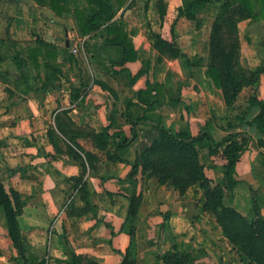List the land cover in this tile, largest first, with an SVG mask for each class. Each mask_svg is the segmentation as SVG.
<instances>
[{
    "label": "crops",
    "instance_id": "0c3cea01",
    "mask_svg": "<svg viewBox=\"0 0 264 264\" xmlns=\"http://www.w3.org/2000/svg\"><path fill=\"white\" fill-rule=\"evenodd\" d=\"M47 2L5 0L0 3V39H5L0 44V53L6 59L0 63V180L8 194L10 191L18 194L23 203L18 217L22 237L31 252L46 256L47 264H68L65 250L98 264H120L130 244L129 236L122 231L128 208L122 193L130 189V184L116 182V179L123 181L130 166L106 156V151L113 152L115 140L110 138L105 148L99 150L90 139H77L84 151L94 154L99 160L95 170L87 169L84 176L90 204L83 214L87 206L72 180L82 172L81 165L66 156H54L47 131L54 127V117L59 111L69 110V116L78 128L99 134L110 126L109 135L122 131L128 136L130 126L125 116V102L133 98L141 87V81L131 85L127 77L137 73L140 62L127 63L125 69L128 71L117 75L111 71L93 72V78L105 83L115 96L94 84L81 100L71 102L67 85L46 81L43 77L45 71H49L45 63L63 71L69 69L63 59L67 57L65 50L71 38L77 35V23L69 13L55 14ZM72 5L69 4V9L73 8ZM178 7L177 0L175 6L167 5L166 19L162 24L156 13L155 0H134L133 6L124 12L123 17L130 29L135 30L131 41L140 55L150 50L146 33L149 30L160 33L165 27L169 29ZM198 17L212 22L213 9L207 7V11L199 12ZM186 23L190 22L180 18L175 28L187 26ZM259 24L262 22L254 25ZM38 39L56 47L55 60L52 58L45 62L42 60L45 55L37 54V60L33 55V61H30V51ZM142 43L145 46L139 49L136 44ZM51 52V57H54L55 52ZM183 52L186 54L185 50ZM22 53L27 63L19 71L10 59ZM204 72L149 71L150 82L162 85L166 92L159 98L162 106L150 112V116L153 114V119H160L165 127L174 132L188 129L193 136L209 121L207 130L216 141L231 132L251 133L253 140L249 149L236 165L235 178L240 184L226 196V204L251 218L249 189H252L264 216L263 152L256 144L255 135L235 118L248 97L242 105H238L239 100L236 101L233 115L234 112L224 106L219 92L205 79ZM37 73L41 79H38ZM21 74L27 79L21 78ZM70 81L77 82L75 74L70 75ZM61 83L64 84L63 81ZM249 90L252 93L250 88L242 92L247 95ZM257 97L264 100V74L260 78ZM140 139H136L125 152L127 159L133 158L138 148L136 141ZM198 147L201 154L208 156L204 143ZM216 165L221 167L222 162L208 156L204 165L206 175L219 183L215 180ZM220 178L222 180V170ZM136 191L141 196L135 223L136 264H160L159 258L173 247L188 252L203 247L208 255L204 257L207 258L215 249L211 242L214 241L212 234L220 236L222 245L228 246L213 217L202 210L203 199L199 188H191L180 196L170 187L158 186L155 179L138 175ZM0 250V259H6L5 264H16L17 254L8 237L1 211Z\"/></svg>",
    "mask_w": 264,
    "mask_h": 264
},
{
    "label": "trees",
    "instance_id": "16d2710c",
    "mask_svg": "<svg viewBox=\"0 0 264 264\" xmlns=\"http://www.w3.org/2000/svg\"><path fill=\"white\" fill-rule=\"evenodd\" d=\"M4 1L0 0V3ZM34 1L38 4L46 3V0ZM72 3L73 8L69 9V4L71 6ZM47 4L59 16L63 13L71 14L82 38L99 41V45L95 43L89 45L86 40L82 46L83 56L69 53L70 44H68L65 50L67 57L63 59V62L69 65L66 71L45 63L49 71H45L44 80L67 85L71 102L81 100L87 89L94 84L115 96L105 83L93 78L87 64L89 59H96L100 71L106 73L111 71L113 75L128 71L125 69L127 63L140 62L137 73L133 76L129 74L127 77L131 85L141 81V87L136 90L133 98L125 102V116L130 126L128 136L122 131L109 135L110 126L105 127L99 134L78 128L70 118L69 110L59 111L54 117V127H50L47 131L54 156H66L81 165L82 172L72 180L75 181L74 187L87 206L82 211L83 214L88 211L90 204V193L84 176L87 169L95 170L99 160L94 154L84 151L77 143V139L88 138L99 150L105 148L110 138L115 140L113 152L106 151V156L110 160L130 166L123 181L116 179V182L125 181L130 184V189L122 193L128 202L122 231L129 236L130 244L120 264H136L135 223L141 204V196L136 191L138 175L153 178L158 186L170 187L180 196L191 188H199L203 199L202 210L213 217L238 263L264 264V216L260 212L256 193L249 189L252 199L251 218L226 204V196L240 184L235 178L236 165L244 152L249 149L253 140L251 133L231 132L216 141L207 130L209 121L198 134L193 136L188 129L174 132L165 127L160 119H153L150 116V112L162 106L159 98L166 92L162 85L150 82L148 78L150 61L138 53L131 41L135 30L130 29L123 15L133 6L134 0H48ZM207 7L213 9L214 17L209 28L206 70L203 75L219 92L224 106L231 112L236 110V101L242 90L251 89L252 93L235 118L241 126L255 135L256 144L261 148L264 158V100L257 97L260 78L264 74V64L258 65L254 70L243 67L240 61L239 33V23L242 21L264 23V0H181V6L177 8L176 17L169 27V38H164L151 30L147 33L151 48L157 54L156 62L179 60L186 71L201 67L202 58L196 55L190 58L178 47L173 29L180 18L194 22L195 27L199 29L203 20L198 14ZM155 9L162 24L167 14L165 0H155ZM3 40L5 39H0V44ZM35 43L36 46L29 54L30 61H33V55H35L34 60H37V54L45 55L42 59L45 62L52 58L55 60L56 47L39 39ZM109 50L114 52L113 56L107 54ZM51 51L55 52L54 57H51ZM5 60L0 53V63ZM10 60L15 62L19 71L27 63L23 53L16 54ZM71 74L77 77L76 83L70 81ZM37 77L41 79L39 73ZM21 78L27 79L22 74ZM62 81L64 84L61 83ZM108 120L111 121L109 115ZM138 138H141L139 146L133 158L129 160L124 156L125 152ZM201 143L205 144L210 158L222 162L221 183H215L206 175L205 166L200 161L198 145ZM22 206L18 194L14 191L8 194L0 180V211L8 237L17 254L16 264H47L46 256L31 252L22 237L18 224ZM166 217L167 215L164 219ZM65 255L68 264H98L87 257L76 255L71 250H65ZM161 264H196V260L192 255L182 254L173 247L170 252L162 255Z\"/></svg>",
    "mask_w": 264,
    "mask_h": 264
},
{
    "label": "rangeland",
    "instance_id": "374dc122",
    "mask_svg": "<svg viewBox=\"0 0 264 264\" xmlns=\"http://www.w3.org/2000/svg\"><path fill=\"white\" fill-rule=\"evenodd\" d=\"M178 2H179V6H181V0H177V3ZM165 3L166 5L175 6L176 0H167V2ZM205 10L207 11V8ZM211 12L212 11H210L209 13L212 14ZM202 20L203 21L199 29L195 27L194 22L186 23L187 26L185 25L182 27L180 26L177 29L174 27L173 29L175 42L178 45V47L182 51L185 50L186 54L190 58L194 57L195 55L202 58L201 67L192 68V71H205L206 70L205 68V64L207 60L206 45H207L211 20L209 19L206 21L205 18H202ZM189 24H190V27H189ZM254 24L256 23L249 22V24H246L244 21L239 23V33H240V39H241L240 61L243 67H245L246 69H250V70H254L258 65L264 64V24L263 23L259 25H254ZM159 34L166 35L168 36V38L170 37L169 29H167L166 27L164 28V30H161ZM86 40L89 43V45L94 44V43L96 45H99L98 39L92 40V39L82 38L79 32L77 31V35L71 38L69 42L70 49L68 52L72 53L73 55L82 54L83 56L84 54L82 52V46ZM147 40L149 41L148 38ZM74 45H76L77 47L76 53H73ZM136 45L138 46L139 49H142L145 46L144 43L139 44V45L136 44ZM107 54L113 56L114 52L112 50H109ZM141 56L143 58L149 59L150 71H186L185 67L179 60H164L161 63H157L156 62L157 54L151 48V44H150V50L147 49L145 51V55H141ZM104 58L106 59L105 56ZM87 64H88V68L91 74H93L94 71H100V65L97 63L96 59H92V60L89 59ZM250 94H251L250 90L247 95H246V92H241L239 99H238L239 100L238 105L244 104V101ZM234 114L235 112L233 113V115ZM151 116L155 118L153 114H151ZM140 141H136L137 147L139 146L138 144L140 143ZM199 153H200V161L203 162L204 165L207 164L208 156L201 154V151H199ZM214 173L216 175L215 180L221 183V178H220L221 167L219 165H216L214 167ZM211 237L214 240L211 242H213V247L215 249L213 252H211V255L209 254L210 256L207 258L204 257V255H207V252H205L203 247L194 248L192 249V252H188L185 250L184 251L178 250V251L182 254L192 255L196 260V264H239L236 256L231 251L230 246L222 245L223 240L219 238L220 236L216 234H212ZM161 257L158 260L160 264H161ZM5 261L6 259L5 260L0 259V264H5Z\"/></svg>",
    "mask_w": 264,
    "mask_h": 264
},
{
    "label": "built area",
    "instance_id": "2783aa9c",
    "mask_svg": "<svg viewBox=\"0 0 264 264\" xmlns=\"http://www.w3.org/2000/svg\"><path fill=\"white\" fill-rule=\"evenodd\" d=\"M77 52V47L76 45L73 46V53H76Z\"/></svg>",
    "mask_w": 264,
    "mask_h": 264
}]
</instances>
